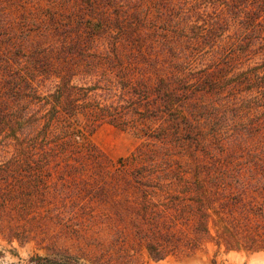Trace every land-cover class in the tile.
<instances>
[{
  "label": "trees",
  "instance_id": "trees-1",
  "mask_svg": "<svg viewBox=\"0 0 264 264\" xmlns=\"http://www.w3.org/2000/svg\"><path fill=\"white\" fill-rule=\"evenodd\" d=\"M0 239L28 264L264 249V0H0Z\"/></svg>",
  "mask_w": 264,
  "mask_h": 264
},
{
  "label": "rangeland",
  "instance_id": "rangeland-1",
  "mask_svg": "<svg viewBox=\"0 0 264 264\" xmlns=\"http://www.w3.org/2000/svg\"><path fill=\"white\" fill-rule=\"evenodd\" d=\"M90 140L114 162L129 157L140 143L136 135L110 125H104L97 129ZM0 242H2L0 243V257H3L5 252L16 257L17 260H21L22 256H28V264L34 255H46L44 251L38 250L34 244L21 246L17 242L8 243L2 239ZM138 258L139 264H264V249L255 251L247 249L228 250L225 246H218L214 242L207 241L194 251L169 256L161 261L150 258L146 250H143ZM80 264L91 263L81 260Z\"/></svg>",
  "mask_w": 264,
  "mask_h": 264
},
{
  "label": "clouds",
  "instance_id": "clouds-1",
  "mask_svg": "<svg viewBox=\"0 0 264 264\" xmlns=\"http://www.w3.org/2000/svg\"><path fill=\"white\" fill-rule=\"evenodd\" d=\"M28 259V256H22L21 260H17L16 257H12L10 253L5 252V255L0 257V264H27Z\"/></svg>",
  "mask_w": 264,
  "mask_h": 264
}]
</instances>
